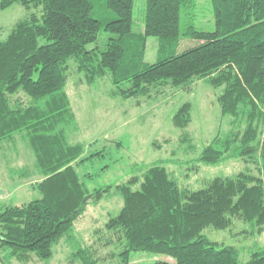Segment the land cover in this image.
I'll list each match as a JSON object with an SVG mask.
<instances>
[{
	"label": "trees",
	"instance_id": "trees-1",
	"mask_svg": "<svg viewBox=\"0 0 264 264\" xmlns=\"http://www.w3.org/2000/svg\"><path fill=\"white\" fill-rule=\"evenodd\" d=\"M195 2L146 0L144 28L134 31V0H0V10L14 3L42 8L0 36V147L20 136L41 177L34 184L39 198L0 208V261L28 263L32 254L50 259L65 239L77 244L73 260L99 264L90 247L74 240L75 221L89 196L97 202L115 188L123 205L105 223V244L119 248L122 264H130L134 251L164 254L174 264H264V245L250 248L242 260L238 247L203 233L226 229L234 219L250 226L244 232L264 231V0H211L214 30L190 24L182 32V15ZM149 36L158 40L151 63L145 61ZM184 36L197 43L178 51ZM71 59L89 80L109 74L123 99L201 78L223 87L218 101L230 127L195 161L217 165L238 158L257 163L258 172L216 176L192 189L160 161L123 183L90 191L77 168L102 151L84 155L85 145L69 140L77 127L66 90ZM190 109L184 103L176 111L177 127H187ZM151 264L172 263L164 258Z\"/></svg>",
	"mask_w": 264,
	"mask_h": 264
},
{
	"label": "rangeland",
	"instance_id": "rangeland-1",
	"mask_svg": "<svg viewBox=\"0 0 264 264\" xmlns=\"http://www.w3.org/2000/svg\"><path fill=\"white\" fill-rule=\"evenodd\" d=\"M145 7L146 0H134V31L144 28ZM31 13L40 15L42 8H27L14 3L0 10V36L6 37L18 20ZM190 24L199 30H214L211 0H196L194 8L183 13L181 31ZM195 43V40L184 36L178 51ZM157 50V38L149 36L145 61L154 62ZM67 73L66 90L77 122V127L69 132V140L84 144V155L102 151V155H96L77 168L90 191L108 184L123 183L138 174L140 169L160 161L181 186L192 189L205 186L216 176H233L247 169L258 172L257 163L238 158L217 165L195 161L205 144L219 131L230 127V118L222 115L218 101L223 87L212 86L207 78L195 79L178 88L166 86L152 90L148 95L123 99L117 94L109 74L89 80L84 72L78 70L73 59L69 61ZM184 103L191 106V119L186 128H180L175 125L173 116ZM24 168L25 175L20 172ZM40 179L34 156L20 136L0 147V208L39 198L40 193L34 184ZM93 200L89 196L84 212L75 221L74 240L90 247L99 258V264H122L117 255L119 248L114 243L105 244L110 236L105 223L120 210L123 197L113 188L110 195L97 202ZM246 230H250L247 223L234 219L226 229L207 227L203 233L211 240L238 247L241 259L247 260L250 248L264 245V231L251 234L244 232ZM75 245L62 239L54 247V255L50 259L42 260L32 254L28 263L12 258L7 263L0 261V264H81L72 258ZM164 258L174 264L164 254L134 251L130 264H151Z\"/></svg>",
	"mask_w": 264,
	"mask_h": 264
}]
</instances>
